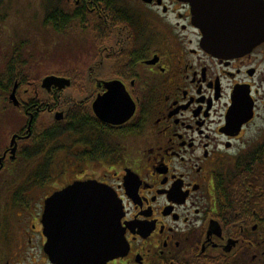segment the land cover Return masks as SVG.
Wrapping results in <instances>:
<instances>
[{"label":"flooded vegetation","instance_id":"1","mask_svg":"<svg viewBox=\"0 0 264 264\" xmlns=\"http://www.w3.org/2000/svg\"><path fill=\"white\" fill-rule=\"evenodd\" d=\"M65 4L48 14L83 34L81 65L0 77V264H51L45 202L75 182L121 202L125 253L107 264H264V40L210 55L197 0ZM104 98L118 119L95 114Z\"/></svg>","mask_w":264,"mask_h":264},{"label":"water","instance_id":"2","mask_svg":"<svg viewBox=\"0 0 264 264\" xmlns=\"http://www.w3.org/2000/svg\"><path fill=\"white\" fill-rule=\"evenodd\" d=\"M195 26L203 33L202 47L216 58H236L264 40V4L256 0H197ZM47 78V86L60 82ZM14 96L11 95V98ZM108 98L93 106L99 118L118 119L108 111ZM110 120V122L112 121ZM57 205L53 206V203ZM122 207L110 188L96 182H75L45 202L44 234L51 264H107L125 253Z\"/></svg>","mask_w":264,"mask_h":264},{"label":"rangeland","instance_id":"3","mask_svg":"<svg viewBox=\"0 0 264 264\" xmlns=\"http://www.w3.org/2000/svg\"><path fill=\"white\" fill-rule=\"evenodd\" d=\"M58 2L59 0H0V77L11 69L14 71L15 65L12 67V64H23L24 70L31 65L34 70L32 78L35 77V80H39L43 72L61 74L63 63L70 66L81 65L82 55L80 58L78 56L83 34L76 24L68 23V27L60 32L53 28V24V27L48 22L47 25L44 24L46 7L49 11L51 4L58 5ZM61 2V8L69 11L66 1ZM88 45L90 48L89 42ZM27 77L29 78L28 75ZM3 95L5 93L0 94V97ZM50 123L47 116V126ZM59 150L60 148L56 155L58 161L62 155ZM67 166L70 170L71 166ZM83 168L85 171L89 169L88 166ZM56 170H60L59 165ZM51 180L52 185H56L55 179Z\"/></svg>","mask_w":264,"mask_h":264},{"label":"trees","instance_id":"4","mask_svg":"<svg viewBox=\"0 0 264 264\" xmlns=\"http://www.w3.org/2000/svg\"><path fill=\"white\" fill-rule=\"evenodd\" d=\"M44 19H45L44 24L47 25V22L48 23L51 22L54 25L55 29L59 32L62 31V29L67 26V22H68V19L65 18V14L58 15V13L54 10L52 14H48L47 7H46V13ZM54 135L55 133L52 134L51 136L52 139Z\"/></svg>","mask_w":264,"mask_h":264}]
</instances>
